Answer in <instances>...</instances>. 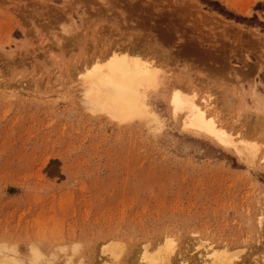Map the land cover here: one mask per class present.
<instances>
[{"label": "rangeland", "instance_id": "rangeland-1", "mask_svg": "<svg viewBox=\"0 0 264 264\" xmlns=\"http://www.w3.org/2000/svg\"><path fill=\"white\" fill-rule=\"evenodd\" d=\"M115 44L162 58L144 116L82 96ZM194 90L264 151V0H0V264L32 247L42 264H202L224 245L263 264L264 162L185 128L171 96Z\"/></svg>", "mask_w": 264, "mask_h": 264}, {"label": "bare ground", "instance_id": "bare-ground-1", "mask_svg": "<svg viewBox=\"0 0 264 264\" xmlns=\"http://www.w3.org/2000/svg\"><path fill=\"white\" fill-rule=\"evenodd\" d=\"M130 50L129 48L127 49L123 47V45L122 47L120 45H116V48L112 49L111 52L109 53L108 58L105 61H102L101 57L106 55L109 51V50H104V52L101 53L99 57L96 56V60L94 61L95 63L93 62L94 63L93 67L89 66L90 68L89 67L87 69L84 68L85 72H83L84 74L81 75L83 77V82H84V84L82 85L83 91L81 90V93L84 94L82 96H84L83 98H85L84 100H86L85 101L86 104H92L96 106L101 110L102 113L103 112L108 113L109 116L115 120H126L128 118L146 115L148 110H147V105L145 103V96L147 95L148 89L151 87L155 88L156 86H158V84H160L164 76L161 68L159 67L160 64H162V60H161L162 58H160L157 53H154V55H151L152 57L144 61L143 59H140L139 56L141 54L139 52L137 53V51L131 50L133 52L132 55ZM143 55H145V53L141 55V58L143 57ZM158 57L160 59H158ZM210 94L211 93H209L208 96H200L197 92H195V90L191 91V93H186V94H182L178 92H176L175 94L174 92L172 94L174 96L173 97L171 96L172 98L171 106L173 107L174 110H176V112L178 111L183 114V118H184L183 124L185 128L188 129L189 131L199 133L201 135H205L208 138H211L222 147L231 149L241 158L244 157L248 159V157H250L252 159H255L259 157L260 160L264 162V151L260 150L259 147L247 143L246 139L244 138L243 132L242 134L240 133L241 135H239V133L236 131L229 129L227 130L224 124L220 122L221 120H219L220 119L219 114L221 113L222 110L220 111L221 108H219V105H217L219 100L212 99V96ZM252 95H254V92ZM257 102H259V100ZM86 104L84 103V105ZM263 224H264L263 218L260 217V219H258V225L263 226ZM167 239L170 238L168 237ZM204 244H201L199 246L203 245L205 247ZM166 245L167 246L165 247V249L161 248L162 253L163 252L165 253L166 249L170 250L173 246L172 243ZM258 245L262 246L258 248V249L262 248V250L260 249L259 251L264 252V244L260 242V244ZM4 250H6L5 247ZM4 250L2 249V252ZM233 253L234 252H232L231 254V251L226 245H224L222 248H217L213 246L211 247L210 253L203 255L202 264H237L236 263L237 261H240L243 264H245L246 261L243 262V259H240L241 256L240 254H238L237 251L236 253L234 254ZM30 255H31L30 258L32 260H30L29 258L28 260L29 262L31 261V264H42L41 261L44 262L43 254L40 252V250L37 247L31 248ZM158 255L153 257H150V255L145 256L143 258L145 260L143 261L144 264H162L164 263V261L165 264H167V262H169L170 259L172 258V256L170 258V256L167 255L168 257L165 259L164 256L165 254L160 256ZM53 256H49L52 258L46 257L45 263L53 264L54 263L52 262ZM247 257L249 256L247 255ZM113 258L115 259V261L120 259L118 255L116 257L113 256ZM206 258L208 261L206 260ZM109 259L111 260V258ZM12 260H16V258L15 259L12 258ZM66 261L65 264L67 263L71 264L70 262H72L69 260ZM254 262L256 261L253 260V262L252 263L250 262V264H254ZM12 263L8 262V264H12ZM257 263L258 261L256 262V264ZM182 264H186L185 261L182 262Z\"/></svg>", "mask_w": 264, "mask_h": 264}, {"label": "snow or ice", "instance_id": "snow-or-ice-1", "mask_svg": "<svg viewBox=\"0 0 264 264\" xmlns=\"http://www.w3.org/2000/svg\"><path fill=\"white\" fill-rule=\"evenodd\" d=\"M169 243H171V242H169Z\"/></svg>", "mask_w": 264, "mask_h": 264}, {"label": "trees", "instance_id": "trees-1", "mask_svg": "<svg viewBox=\"0 0 264 264\" xmlns=\"http://www.w3.org/2000/svg\"><path fill=\"white\" fill-rule=\"evenodd\" d=\"M243 20H244V18H243Z\"/></svg>", "mask_w": 264, "mask_h": 264}]
</instances>
